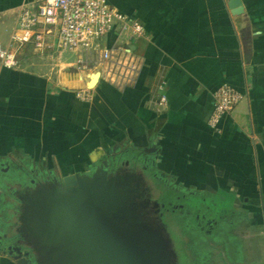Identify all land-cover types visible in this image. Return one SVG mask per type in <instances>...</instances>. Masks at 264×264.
Here are the masks:
<instances>
[{"label": "crops", "instance_id": "obj_1", "mask_svg": "<svg viewBox=\"0 0 264 264\" xmlns=\"http://www.w3.org/2000/svg\"><path fill=\"white\" fill-rule=\"evenodd\" d=\"M39 1L0 0L1 48L31 47L17 48L12 38L22 10ZM112 1L145 28L123 41L141 59L134 85L95 83L71 67L74 60L0 67V161L25 150L65 177L129 146L143 152L141 169L151 177L171 179L187 197L220 200L219 213L240 207L249 215L243 227H257L264 222V0ZM225 84L243 99L213 128L214 93ZM0 264L17 262L0 249Z\"/></svg>", "mask_w": 264, "mask_h": 264}, {"label": "water", "instance_id": "obj_2", "mask_svg": "<svg viewBox=\"0 0 264 264\" xmlns=\"http://www.w3.org/2000/svg\"><path fill=\"white\" fill-rule=\"evenodd\" d=\"M107 167L35 195L23 242L8 247L17 264H175L160 223L143 215L151 200L140 186L109 183Z\"/></svg>", "mask_w": 264, "mask_h": 264}, {"label": "rangeland", "instance_id": "obj_3", "mask_svg": "<svg viewBox=\"0 0 264 264\" xmlns=\"http://www.w3.org/2000/svg\"><path fill=\"white\" fill-rule=\"evenodd\" d=\"M110 1L113 3L112 0ZM107 42L109 43V41ZM16 55L17 61L23 64L29 60L41 62L43 61L42 59L51 63H66L75 61L76 58L74 54H68L67 52H62V55L59 56L49 53L43 54L41 52H35L31 47L19 49ZM121 57H123L126 64L130 63L129 57L133 61L138 62L140 66L141 59L133 51L132 55L121 54ZM3 66L0 61V67ZM121 77L129 81L134 77L130 83L123 81L125 85L132 87L136 74L123 71ZM111 153L110 155L109 153L103 154L93 165L94 168L90 169L87 173L78 174L91 175L99 166L101 167L104 165V162H107L108 167L106 169L109 172L108 182L111 184L126 185V182H129L133 186L136 185L141 188L147 186L151 188L154 180L160 189H164V191L171 190L170 185L174 184L171 179L160 175L161 179H155L149 175V171L144 172L141 169L140 159L142 158L140 157L143 155V152L126 146L123 149L117 148L115 151H111ZM28 154L29 152L25 150L15 151L9 158H3V165L0 166V202H5V204L1 205L3 211L0 210V235H7L8 230H17L21 227L20 230L15 231L14 235L10 234L5 239H2L5 240L4 252L8 250L6 244L11 245V243L23 242L21 233H24L23 229L28 227V219L30 217L26 208L27 206H34L36 200H39L38 197L35 198V195L41 192L46 193L49 190L57 191L62 185V177L57 174L56 170H46L43 162L29 157L30 155ZM5 165L9 166L6 171L2 169V167L6 168ZM144 176L147 180H145ZM13 188L17 190L15 194H12ZM7 198L9 200L8 202L6 201ZM186 199L192 200L191 197ZM241 200L238 199L240 204L242 203ZM181 202L183 203L184 201ZM215 202L211 199L203 200L204 204L201 203L203 206V215L214 209L215 212L221 210L218 208V202L220 203L221 201L215 200ZM185 210L186 219L183 218L185 216L184 214L182 217L178 216L177 219L173 220L174 222L171 224L172 233H170L172 235L171 237H174L178 243L181 242L183 244L182 247H184L187 257L185 264H264V222L257 224V227L254 228L247 229L243 227L245 226L243 220H247L249 215L240 207H235L231 208L233 217L235 216V219H237L234 225H228L222 222L220 228L217 230L201 233L198 231V225L194 223L193 212H190L192 208L189 207ZM152 212L150 209H145L143 215L156 221L157 217ZM160 225V228L164 230L162 224ZM164 236L168 239L166 235ZM170 249L172 250L171 246ZM172 256L174 257L175 264H177L178 261L175 259L173 252Z\"/></svg>", "mask_w": 264, "mask_h": 264}, {"label": "built area", "instance_id": "obj_4", "mask_svg": "<svg viewBox=\"0 0 264 264\" xmlns=\"http://www.w3.org/2000/svg\"><path fill=\"white\" fill-rule=\"evenodd\" d=\"M113 35V42L108 43ZM143 24L111 7L108 0H41L35 7L25 8L20 14L18 28L12 38L17 48L31 46L35 52L55 50L75 55L72 68L99 74L95 83L105 81L112 85H125L123 71L140 73L138 62L128 57L126 64L121 54L132 55L123 44L143 37ZM19 49L0 47V61L7 68L18 65ZM124 81V82H123ZM243 99V94L230 85H222L214 93V110L210 125L216 128L224 115L231 114ZM167 103L166 95L160 97L159 105Z\"/></svg>", "mask_w": 264, "mask_h": 264}, {"label": "flooded vegetation", "instance_id": "obj_5", "mask_svg": "<svg viewBox=\"0 0 264 264\" xmlns=\"http://www.w3.org/2000/svg\"><path fill=\"white\" fill-rule=\"evenodd\" d=\"M145 180H147V178H145ZM21 181H24V180H21ZM170 188L171 190L170 191L166 190L167 191L166 192L164 191V189H160L153 180V186L151 188L147 186L142 187V190H141V193L143 194L142 199L151 200L152 205H150L149 209L150 211L151 210L153 211L152 213H154V216H156L157 220H159V223L162 224L165 230L166 236L168 238V241L170 243V246L172 247V252L175 255V259H177L178 261L177 264H185L187 257L185 255L184 247H182L183 244L181 242L178 243L177 240H175L174 237H171L172 235L170 234L172 233L171 224L172 222H174L173 220L177 219L178 216L182 217L184 214L185 216L183 218L186 219L185 209H188L189 207H191L192 211L190 212H193L194 214L193 220H194V223L198 225V228H199L198 231H200L201 233H208V232L214 231L215 229L217 230V227L222 222H224L225 224L227 222V219L230 217L232 218L233 215L229 213V211L226 213H221V212L219 213L218 211H216L215 213H212V211H210L208 212L209 214L205 213V215H203V206L200 205L201 203L204 204L202 200L200 201L198 198L194 199L193 197L191 201L187 200L186 199L188 198L187 196H185L184 194H181V192H179L177 189H174L172 186H170ZM16 191L17 190L13 188L12 194H15ZM6 201L7 202L9 201L8 198L6 199ZM25 201L27 200L25 199ZM181 201H184V202L182 203ZM193 201H199V203L197 205H194ZM154 202L158 203L157 206H153ZM2 204H5V202H0L1 211H3L1 207ZM27 207H31V206H27ZM26 210L28 212L27 208ZM2 217H3V214H2ZM20 229L21 227H19L17 230H20ZM2 239H5V235L2 238H0V240ZM3 242L2 243L0 242V249H3L5 246L4 244L5 242L4 243ZM6 246L8 248L10 245L6 244ZM7 248L5 249L7 250ZM178 255L180 256V258Z\"/></svg>", "mask_w": 264, "mask_h": 264}, {"label": "trees", "instance_id": "obj_6", "mask_svg": "<svg viewBox=\"0 0 264 264\" xmlns=\"http://www.w3.org/2000/svg\"><path fill=\"white\" fill-rule=\"evenodd\" d=\"M199 207H201V206H199Z\"/></svg>", "mask_w": 264, "mask_h": 264}]
</instances>
